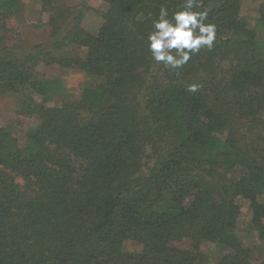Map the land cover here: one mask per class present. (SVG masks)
Segmentation results:
<instances>
[{
  "label": "trees",
  "instance_id": "1",
  "mask_svg": "<svg viewBox=\"0 0 264 264\" xmlns=\"http://www.w3.org/2000/svg\"><path fill=\"white\" fill-rule=\"evenodd\" d=\"M104 3L91 34L86 1L40 0L30 45L8 27L22 0H0V97L16 99L18 125L36 121L25 143L0 128V264H211L204 243L216 264H264V1L252 25L242 0H192L215 38L176 68L148 37L188 0ZM41 65L89 84L51 105ZM239 201L259 257L238 234Z\"/></svg>",
  "mask_w": 264,
  "mask_h": 264
},
{
  "label": "rangeland",
  "instance_id": "2",
  "mask_svg": "<svg viewBox=\"0 0 264 264\" xmlns=\"http://www.w3.org/2000/svg\"><path fill=\"white\" fill-rule=\"evenodd\" d=\"M81 0H68L75 6ZM87 3L88 11L84 20L83 26L91 34H97L102 25V19L99 16L100 11L106 9L104 0H84ZM264 0H242V16L245 17L252 25L255 24L258 9ZM20 12L15 17L8 21V27L19 28L23 34L25 41L32 45L41 38V30L38 25L40 21L45 20L46 14L41 11L40 0H22V5L19 8ZM38 73L44 76L52 85L49 90L56 89L58 94L54 95L53 103L60 104L63 100L77 98L83 91V88L89 84V78L81 72L62 70L57 66L41 65L38 68ZM58 87V89H57ZM16 99L13 96L0 97V128L13 127L15 134L21 143H25L27 139V131L35 127L34 119L24 118L21 125H18V117L15 114ZM242 207V215L238 223V234L243 239L245 244L255 250L256 257L260 256L259 249L262 244L259 242L257 233L250 228L251 211L249 203L239 201ZM127 247L131 251H139L140 248L134 243H127ZM182 248H190L189 242L185 241L181 244ZM202 249L210 253L211 264H216L221 257V253L210 244H203ZM262 251V249H261Z\"/></svg>",
  "mask_w": 264,
  "mask_h": 264
},
{
  "label": "clouds",
  "instance_id": "3",
  "mask_svg": "<svg viewBox=\"0 0 264 264\" xmlns=\"http://www.w3.org/2000/svg\"><path fill=\"white\" fill-rule=\"evenodd\" d=\"M192 7V0H188V10L174 13L175 24L165 18L167 10L161 9L159 19L153 22L156 31L148 37L149 49L156 61H164L166 65L176 68L190 59V52L199 51L201 46H207L209 49L212 47L215 25L203 23L207 18V11L193 12L190 10ZM171 49L177 50L176 56L170 54ZM196 88V85L189 86L190 91H195Z\"/></svg>",
  "mask_w": 264,
  "mask_h": 264
}]
</instances>
